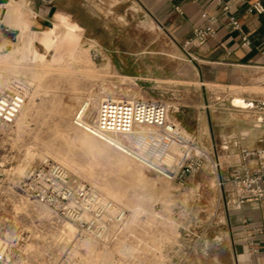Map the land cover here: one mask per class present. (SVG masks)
<instances>
[{
  "label": "rangeland",
  "instance_id": "1",
  "mask_svg": "<svg viewBox=\"0 0 264 264\" xmlns=\"http://www.w3.org/2000/svg\"><path fill=\"white\" fill-rule=\"evenodd\" d=\"M41 1L57 8L11 0L6 7L21 13L14 22L13 11H0L1 55L19 64L17 70L0 64V74L30 89L25 114L0 126V238L9 245L11 264H237L229 194L239 157L224 147L233 137L252 146L264 136V71L237 86L204 87L193 63L139 0ZM38 15L50 21L31 25ZM64 38L69 54L57 51ZM106 95L162 100L170 121L199 135L209 153L204 170L184 184L170 181L78 127L75 114L93 96L91 122ZM46 161L65 165L74 180L128 210L120 236L104 243L78 230L73 235L66 220L27 199L21 181Z\"/></svg>",
  "mask_w": 264,
  "mask_h": 264
},
{
  "label": "built area",
  "instance_id": "2",
  "mask_svg": "<svg viewBox=\"0 0 264 264\" xmlns=\"http://www.w3.org/2000/svg\"><path fill=\"white\" fill-rule=\"evenodd\" d=\"M224 10L228 11L229 7L225 6ZM248 12L264 14V5L257 2ZM229 21L235 32L242 31L235 17H230ZM217 24L218 18L210 17L204 26L194 30L183 49L188 52L190 48L204 46L217 34ZM243 43L251 45L247 35L243 36ZM27 98L28 87L21 79H13L6 89L0 90V126H10L16 121ZM248 104L253 108L251 102ZM87 106L88 103L75 117L78 127L170 181L186 183L204 170L209 161V153L198 137L169 120V108L162 100L108 97L99 103L94 119L85 123ZM143 127L156 129L167 148L152 152L150 144L137 147L119 140L135 136ZM260 142L263 145L255 148L243 146L235 138L225 143L224 150L230 154H235L230 152L235 150L239 157L230 170L232 205L264 206V136ZM171 147L178 148L180 154L171 152ZM168 153L175 156L171 164L165 161ZM21 187L30 200L76 226L80 235L98 242H109L120 236L129 219L128 210L87 184L74 180L69 169L58 162L46 161L31 166ZM251 246L253 253H262L264 257V248L255 247L253 242ZM11 261L9 245L0 238V264H11Z\"/></svg>",
  "mask_w": 264,
  "mask_h": 264
},
{
  "label": "crops",
  "instance_id": "3",
  "mask_svg": "<svg viewBox=\"0 0 264 264\" xmlns=\"http://www.w3.org/2000/svg\"><path fill=\"white\" fill-rule=\"evenodd\" d=\"M10 1L1 3L0 11ZM26 1L30 2L35 9L57 8L56 5L42 4L41 0ZM91 1L98 3V0ZM111 1L115 2V0ZM139 1L170 34L189 62L193 63L204 87L237 86L248 74L264 71V14L248 12V8L257 2L264 5V0ZM225 6L229 7L228 11L224 10ZM212 16L218 18L217 34L204 46L193 47L186 52L183 49L184 43L192 37L196 28L204 26ZM232 16L241 24V32H235L230 25L229 20ZM49 21V16L38 15L31 25H44ZM244 35L251 40L250 46L244 45ZM187 129L191 130L188 127ZM191 132L196 134L195 131ZM196 136L200 140L199 135L196 134ZM262 137L252 144L253 147L249 146L248 140L242 137L233 138L240 140L243 146L255 148L263 145L260 142ZM230 152L237 153L235 150ZM230 215L237 264H264L262 253H253L251 246L253 242L255 247L264 248V206L260 204L233 205Z\"/></svg>",
  "mask_w": 264,
  "mask_h": 264
},
{
  "label": "bare ground",
  "instance_id": "4",
  "mask_svg": "<svg viewBox=\"0 0 264 264\" xmlns=\"http://www.w3.org/2000/svg\"><path fill=\"white\" fill-rule=\"evenodd\" d=\"M10 5H8L7 8V11H10V12H14V15L12 16V19H13V22L16 21L17 19H19L21 17V13H19L17 10H14L13 9H10ZM68 40L66 38H64L57 51L59 54H69V52L67 51L66 49V46L68 45ZM85 49V48H84ZM78 50H82L81 47H78ZM87 50V49H86ZM82 52V51H81ZM80 54L83 55V57L87 60V61H90V55L88 52H82ZM59 59V58H58ZM57 59V60H58ZM67 59V58H66ZM61 61V60H60ZM63 61V60H62ZM85 62V60H84ZM67 63V62H66ZM0 64H3L5 65L4 67L6 68H13V69H16L17 66L19 65L18 63H11L10 61L7 60V58L5 56H2L1 55V51H0ZM17 70V69H16ZM50 70V69H49ZM8 82V81H7ZM6 80L3 78V76H1L0 74V89H3V88H7L8 87V84ZM103 93V92H102ZM105 94V93H103ZM29 95H30V89L28 90V98H29ZM92 95V94H91ZM99 96V95H98ZM97 96V97H98ZM110 96V95H109ZM31 97V96H30ZM108 96L106 95V97H103L101 96L99 99H100V102L103 100V99H106ZM93 96L88 100V106L86 107L85 111H86V119H85V123H89L88 119L91 118V115L93 113V109L95 108V102L93 100ZM115 98V97H113ZM115 99H118V98H115ZM32 100H34V96L32 98ZM247 101L246 100H242V99H236L235 100V103L244 108V109H247L248 108V102L246 103ZM27 104V103H26ZM26 104L25 106L23 107V109L21 110L20 115H23L25 114V110H26ZM29 106V105H28ZM80 111V110H79ZM79 111L75 114V116L79 113ZM75 116H74V119H75ZM19 118V117H17ZM17 120V119H16ZM20 120V119H19ZM24 121V119H23ZM23 121L21 123H23ZM22 126V125H21ZM18 127V126H17ZM83 130V129H82ZM85 131V130H84ZM86 132V131H85ZM88 133V132H87ZM90 134V133H89ZM93 136V135H92ZM95 137V136H94ZM76 138V137H75ZM119 140L121 142H125L126 143H129L131 146H137V147H140L141 145L143 144H150L151 145V151L154 152V151H157V150H163V149H166L167 148V144L162 140V138H160V135L157 133L156 129L154 128H149V127H143L141 128L140 130H138V132L135 134V136L131 137V136H128L126 137L125 139L123 138H119ZM76 141V140H75ZM103 142V141H102ZM100 143V142H99ZM108 147H111V146H108ZM115 150V149H114ZM170 151L171 152H174V153H178L180 154V150L176 147H171L170 148ZM34 156V152L29 150L27 152V157L30 159V158H33ZM129 158V157H128ZM126 160V159H125ZM175 160V156L171 153H168L165 157V161L169 164H171L173 161ZM125 162V161H124ZM18 170H20L19 174L20 175H24L25 174V169L24 167H20ZM18 173V171H17ZM101 191V190H100ZM99 191V192H100ZM103 194V192H100ZM104 196H106L105 194H103ZM108 197V196H106ZM109 198V197H108ZM27 199L29 200V198L27 197ZM111 199V198H110ZM130 217V216H129ZM135 217V216H134ZM64 227L67 231H69L71 234L75 235V233H77V229L76 227L69 223V222H66L64 223ZM4 234H10L9 231H6ZM71 238V237H70ZM98 242V241H96ZM94 244V243H93ZM93 249V248H91ZM120 249V248H119Z\"/></svg>",
  "mask_w": 264,
  "mask_h": 264
},
{
  "label": "water",
  "instance_id": "5",
  "mask_svg": "<svg viewBox=\"0 0 264 264\" xmlns=\"http://www.w3.org/2000/svg\"><path fill=\"white\" fill-rule=\"evenodd\" d=\"M5 1H6V0H0V4L3 3V2H5Z\"/></svg>",
  "mask_w": 264,
  "mask_h": 264
}]
</instances>
